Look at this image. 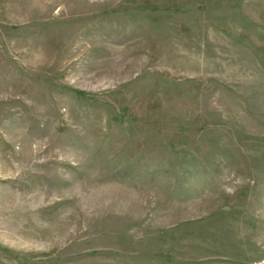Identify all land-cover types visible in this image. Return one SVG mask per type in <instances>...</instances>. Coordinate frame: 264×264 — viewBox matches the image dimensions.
Returning a JSON list of instances; mask_svg holds the SVG:
<instances>
[{
    "label": "rangeland",
    "instance_id": "1",
    "mask_svg": "<svg viewBox=\"0 0 264 264\" xmlns=\"http://www.w3.org/2000/svg\"><path fill=\"white\" fill-rule=\"evenodd\" d=\"M0 264H264V0H0Z\"/></svg>",
    "mask_w": 264,
    "mask_h": 264
}]
</instances>
